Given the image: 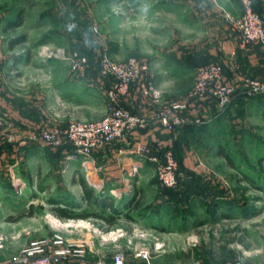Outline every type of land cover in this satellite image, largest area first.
Here are the masks:
<instances>
[{
  "label": "rangeland",
  "instance_id": "1",
  "mask_svg": "<svg viewBox=\"0 0 264 264\" xmlns=\"http://www.w3.org/2000/svg\"><path fill=\"white\" fill-rule=\"evenodd\" d=\"M184 1L0 0V235L7 237L5 253L15 255L38 237L62 235L66 242L83 243L87 253L59 264H95L100 257L111 260L117 250L137 261L144 249L152 264L157 254H172L176 264H214L215 254L228 261L238 253H245L250 264H264V93L250 96L241 90L221 109L211 98L193 95L194 80L180 88L183 82L157 86L151 79L153 74L167 79L163 66L176 64V56L186 54L185 45L202 38L210 19L242 14H232L242 10L239 0ZM58 48L85 55L87 68L74 71L53 55ZM103 53L115 62L135 57L150 66L147 80L160 89L162 101H151L134 85L120 102L132 114L149 119L168 100L186 101L189 109L185 125L165 135L167 144L138 138L149 126L139 128L105 147L114 153L96 150L87 170L70 144L55 146L41 141V135L106 114L112 79L101 74ZM132 95L141 96H135L141 103L127 100ZM125 142L129 146L123 148ZM138 142L163 163L171 153L174 187L162 184L148 156L132 152ZM81 178L98 197L115 202L116 226L103 229L93 217L60 219L52 213L51 198L95 210L81 203ZM30 205L35 214L18 219ZM125 208L133 219L119 213ZM158 242L163 244L159 250Z\"/></svg>",
  "mask_w": 264,
  "mask_h": 264
},
{
  "label": "built area",
  "instance_id": "2",
  "mask_svg": "<svg viewBox=\"0 0 264 264\" xmlns=\"http://www.w3.org/2000/svg\"><path fill=\"white\" fill-rule=\"evenodd\" d=\"M242 14L238 17L226 14L225 17L238 36L242 46L264 47V17L255 8V0H239ZM53 55L67 60L74 71H83L88 66V58L79 51L66 52L58 48ZM233 58L235 52H232ZM235 63V68L239 65ZM99 67L101 74L111 78L112 83L107 91L108 111L98 120L88 122H70L65 129H55L43 132L41 141L55 146L70 144L75 152L84 158L83 165L89 169L92 163L93 153L115 142H123L129 133L139 128L149 126L151 122L164 128L165 132L172 133L178 127L185 124V114L189 104L182 100H168L161 104V109L149 119L132 114L120 105L121 98L134 85L140 86L142 95L151 101L159 103L162 94L154 83L147 80L150 66L132 57L125 62H115L106 53L100 57ZM245 91L254 96L264 93V79L242 75L237 83L226 80L223 66L218 62L201 64L195 69L193 95L199 98H212L219 108H226L235 98L237 92ZM37 140V139H35ZM133 153L148 156L156 166L161 176L162 184L166 187H174L177 184L175 176V162L170 152L166 154V162H161L158 157L150 154V149L141 143L131 145ZM7 237L0 235V250L5 247ZM163 244L156 243L159 250ZM87 253L83 243L77 241L66 242L62 235L53 238L33 240L13 255L11 264H59L62 258L77 257L82 259ZM82 264H87L86 262ZM95 264H152L149 250H141L137 254V261L127 260L123 251L117 250L111 260L98 258ZM225 264H250L245 253H238Z\"/></svg>",
  "mask_w": 264,
  "mask_h": 264
},
{
  "label": "crops",
  "instance_id": "3",
  "mask_svg": "<svg viewBox=\"0 0 264 264\" xmlns=\"http://www.w3.org/2000/svg\"><path fill=\"white\" fill-rule=\"evenodd\" d=\"M170 3L173 4L174 2L171 1ZM189 3L192 4V0L184 1V5H189ZM238 5H240L239 1ZM257 6L261 10L262 15L264 17V0H258ZM222 9L224 8L222 7ZM236 12L237 14H232L240 15L242 10H237ZM224 15L221 14L222 18H219V20L210 19V21L208 22L209 28L205 26L206 28L204 30L205 32L202 34V38L198 41L195 40L196 43L185 45L186 54L182 56L180 53L178 56H176L177 60L179 59V64L178 62L175 64L169 61L168 65L163 66V73H167V75H169L167 79L163 78L165 76H161L160 74L157 77L153 74L152 77L150 76L152 81L157 86L161 85L162 83L171 84L183 82V84L180 85V88L190 87L193 83V75L195 73L197 65H199V63L206 62L209 60L218 61L223 66L225 78L230 83H237L238 81H240L241 76L244 74L246 75L247 73L264 79V47H262L261 45L242 46L238 41V36L236 32L232 29L231 25L229 24L228 20ZM232 52H235L234 58L232 56ZM175 55H177V53H175ZM234 62L239 65V68H241L240 70H237V68H235ZM135 96L132 95L127 100H136L135 102L137 103V98H141V96H136L137 98H135ZM205 100L206 99H203V101ZM138 103H141L140 99ZM133 107L135 108L134 105ZM166 134L169 133L165 132L160 125L151 122L148 128L142 130L141 133L137 134V137L145 139L146 141L149 140L155 145H163L169 142V139L165 140ZM133 135L134 137L136 136V134ZM121 145L123 148L129 146L128 143L126 144V142L122 143ZM106 149H99L97 150V152L101 155H107L109 152L112 154L115 152V149ZM120 149L122 148H119V150ZM2 151H0L1 157L4 155ZM119 152H123V150H120ZM178 229L180 230L181 228H177L176 226L175 230ZM192 229H197V227H192ZM38 239L40 238L38 237L36 240ZM32 240L33 239H29L27 242L29 243ZM28 243H25V245ZM190 252L193 253V250L190 249ZM13 255L14 254L10 252L5 253V250H0V264H11V259ZM213 257H215L214 264H224L225 260L223 255L215 254L213 255ZM153 260L154 264L178 263L176 258H174L172 254H169L168 256L157 254L156 256H154ZM193 262L194 261L191 260L188 263H184L194 264ZM62 264L78 263H75L71 260H67Z\"/></svg>",
  "mask_w": 264,
  "mask_h": 264
},
{
  "label": "trees",
  "instance_id": "4",
  "mask_svg": "<svg viewBox=\"0 0 264 264\" xmlns=\"http://www.w3.org/2000/svg\"><path fill=\"white\" fill-rule=\"evenodd\" d=\"M257 1L258 0H255V8L257 11H259L262 14L261 10L257 6ZM208 62H212V61L202 62V63H199V65L204 64V63H208ZM213 62H218V61H213ZM199 65H197V66H199ZM240 69L241 68H239L237 70H240ZM252 76H254V75H252ZM193 80H194V78H193ZM208 99H210V98H208ZM213 101H215V100H213ZM182 126H180V127H182ZM180 127H178V128H180ZM174 132H176V130ZM221 149L222 148H220V150ZM220 152L227 159L229 165L234 167V161L230 157V155L223 150H221ZM80 185H81L82 191H83L81 203L91 205L92 207L95 208V210L93 209L90 211H84V210H81V208H80L81 204L80 203L70 202V201L65 200L64 198H61V199L51 198L48 201H50L53 204V207L51 208L52 213L60 219L93 217L96 220H100L103 222V224H99V226L103 229H104V226H107L108 228L116 226L119 208L116 206L115 202L111 198L108 199V198L98 197L96 195L95 190L87 183V180L84 178L80 179ZM139 205H140V201L136 202V207H138ZM35 209L36 208L34 205H30L29 208L25 212H23L22 214H20L18 216V219L24 215L33 216L35 214ZM108 210L110 212H108ZM76 211H78V212H76ZM119 213L123 214V215L125 214V217L127 219H133L134 218L132 214L128 213V210H126V208H125V211H121ZM226 262L227 261L225 260L224 264Z\"/></svg>",
  "mask_w": 264,
  "mask_h": 264
},
{
  "label": "clouds",
  "instance_id": "5",
  "mask_svg": "<svg viewBox=\"0 0 264 264\" xmlns=\"http://www.w3.org/2000/svg\"><path fill=\"white\" fill-rule=\"evenodd\" d=\"M147 15V7L142 9V16H146Z\"/></svg>",
  "mask_w": 264,
  "mask_h": 264
}]
</instances>
